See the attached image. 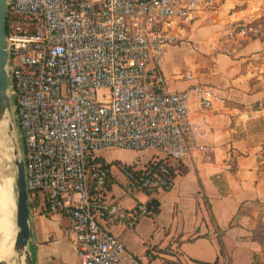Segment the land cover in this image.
<instances>
[{
	"label": "built area",
	"instance_id": "2783aa9c",
	"mask_svg": "<svg viewBox=\"0 0 264 264\" xmlns=\"http://www.w3.org/2000/svg\"><path fill=\"white\" fill-rule=\"evenodd\" d=\"M218 5L219 0H9L11 93L30 215L67 214L66 233L80 264H141L100 217L133 224L152 210L144 201L132 214L104 198L110 170L102 153L151 151L120 163L128 192L142 189L151 199L172 188L177 165L197 145L191 98L202 111L217 95L202 82L169 88L161 62L181 38L169 26L189 24ZM263 32L261 22L241 23L213 46L234 53L236 45Z\"/></svg>",
	"mask_w": 264,
	"mask_h": 264
},
{
	"label": "crops",
	"instance_id": "0c3cea01",
	"mask_svg": "<svg viewBox=\"0 0 264 264\" xmlns=\"http://www.w3.org/2000/svg\"><path fill=\"white\" fill-rule=\"evenodd\" d=\"M255 20L264 30V0H219L215 12L169 26L181 37L168 46L161 62L169 88L202 82L217 98L202 111L191 98L197 145L177 165L172 188L153 195L158 210L133 224L100 217L141 264H264V32L243 40L234 53L213 46L227 30ZM187 73L194 78L187 79ZM109 150L102 153L110 163L104 198L134 214L137 204L150 197L146 191L130 197L123 183L114 186L118 175L105 156ZM134 158L114 162L120 167ZM69 225L63 213L31 216L35 264H80L66 233Z\"/></svg>",
	"mask_w": 264,
	"mask_h": 264
},
{
	"label": "water",
	"instance_id": "95a60500",
	"mask_svg": "<svg viewBox=\"0 0 264 264\" xmlns=\"http://www.w3.org/2000/svg\"><path fill=\"white\" fill-rule=\"evenodd\" d=\"M9 16V0H0V126H5L7 134L12 137V132L19 128L14 99L11 93V77L9 70V51L7 45V21ZM20 129V128H19ZM17 155L16 184L18 188L16 223L18 226L15 239V249L24 250L30 247L31 241V215L28 203V191L26 186L24 152L19 153L18 148L14 150ZM26 252V251H25ZM27 264H34V257L26 253ZM0 264H6L1 261Z\"/></svg>",
	"mask_w": 264,
	"mask_h": 264
},
{
	"label": "rangeland",
	"instance_id": "374dc122",
	"mask_svg": "<svg viewBox=\"0 0 264 264\" xmlns=\"http://www.w3.org/2000/svg\"><path fill=\"white\" fill-rule=\"evenodd\" d=\"M18 148L19 153L23 151V143L21 137V130L16 127L12 132V137L7 134L5 126H0V187H5L7 191V215L9 220H11V230L12 237L14 238V246L15 239L17 235L18 226L16 223V209H17V197H18V188L16 184V176H17V165L15 163V159L17 155L14 150ZM106 158L109 161L113 162L114 169L117 170L118 180L114 181L115 185H120V183L124 184V188L128 190L129 181L127 177L124 175L122 169L119 167V162H114L115 159H131L135 158H145L147 156V152L140 150L130 149L126 152H120L118 149H111L105 153ZM120 172V173H119ZM117 179V178H116ZM109 186V180L107 183V189ZM106 189V190H107ZM136 194H144L145 191L142 189H137L135 191ZM128 194V193H127ZM128 196L133 197V194H128ZM26 253H30L33 255L32 248L26 246ZM23 252V251H22ZM13 264H19V259L14 261ZM35 264V263H34Z\"/></svg>",
	"mask_w": 264,
	"mask_h": 264
},
{
	"label": "bare ground",
	"instance_id": "6f19581e",
	"mask_svg": "<svg viewBox=\"0 0 264 264\" xmlns=\"http://www.w3.org/2000/svg\"><path fill=\"white\" fill-rule=\"evenodd\" d=\"M6 202V188L0 187V262L5 261L6 264H13L14 261L19 259V264H27L26 252L24 250L19 251L15 249L11 230V220H9L7 215Z\"/></svg>",
	"mask_w": 264,
	"mask_h": 264
},
{
	"label": "trees",
	"instance_id": "16d2710c",
	"mask_svg": "<svg viewBox=\"0 0 264 264\" xmlns=\"http://www.w3.org/2000/svg\"><path fill=\"white\" fill-rule=\"evenodd\" d=\"M259 22L260 21H258V20L252 21V23H259ZM104 165L107 168H109L110 163H104ZM146 203H147L148 208L153 210L154 212L158 210L159 203H158L156 198H151V199L147 200Z\"/></svg>",
	"mask_w": 264,
	"mask_h": 264
}]
</instances>
